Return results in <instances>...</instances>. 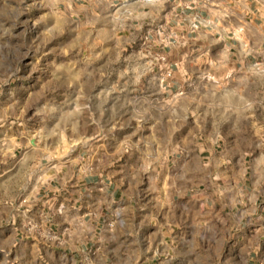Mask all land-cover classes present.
Instances as JSON below:
<instances>
[{"label":"crops","instance_id":"0c3cea01","mask_svg":"<svg viewBox=\"0 0 264 264\" xmlns=\"http://www.w3.org/2000/svg\"><path fill=\"white\" fill-rule=\"evenodd\" d=\"M67 11L71 33L84 32V43L63 56L71 109L89 110V98L78 97L91 96L117 112L105 125L118 132L96 141L80 135L69 187L47 202L85 225L103 203L117 205L121 220L109 233H119L127 256H154L151 242L178 233L198 240L185 257L230 255L237 264L241 248H212L264 232V72L253 66L264 67V0H69ZM195 15L204 22L191 29ZM89 43L100 53L79 54ZM4 131L0 203L30 202L27 182L9 192L27 153L15 156L19 137ZM211 227L214 237L194 239Z\"/></svg>","mask_w":264,"mask_h":264},{"label":"rangeland","instance_id":"374dc122","mask_svg":"<svg viewBox=\"0 0 264 264\" xmlns=\"http://www.w3.org/2000/svg\"><path fill=\"white\" fill-rule=\"evenodd\" d=\"M68 2L0 0V132L12 128L20 139L15 140V156L27 153V164L20 162L17 166L9 192H17V186L25 182L30 188V202L0 203V264H231L230 255L185 257L192 246L198 250L196 238L212 227L195 234L193 245L184 234L177 233L172 240L151 242L157 250L154 256H134L131 251L127 256L126 251L118 249L122 245L117 240L119 233L113 239L109 233L119 227L117 205L104 207L103 203L102 209L93 210L85 225L73 217V212L63 214L53 202H47L59 198L61 189L69 187L80 135L88 133L96 141L100 135L118 132L117 127L105 125L117 112L103 110L91 96L78 97L84 103L89 98V110L71 109L76 96L65 87L70 72L64 69L69 63L63 56L84 43V32L71 33ZM91 43L79 54L100 53ZM182 113L175 111V115ZM92 115L95 124L87 125L86 118ZM160 130L159 137L165 141L166 135ZM96 154L101 157V152ZM82 155L85 157V151ZM95 163L103 171L102 160ZM55 168H60L56 174ZM255 224L251 218L249 232ZM223 244L243 250L237 264H264V232L258 237L249 233V241L241 246L234 241H216L212 249L216 252ZM142 248H146V242Z\"/></svg>","mask_w":264,"mask_h":264},{"label":"built area","instance_id":"2783aa9c","mask_svg":"<svg viewBox=\"0 0 264 264\" xmlns=\"http://www.w3.org/2000/svg\"><path fill=\"white\" fill-rule=\"evenodd\" d=\"M203 22H204V19L201 18V16L195 15L193 17V19L190 21L189 26H190L191 29H197V28H199L200 25L203 24ZM253 66H254L255 69H259V70L264 72V67L260 68L259 64L254 63Z\"/></svg>","mask_w":264,"mask_h":264}]
</instances>
